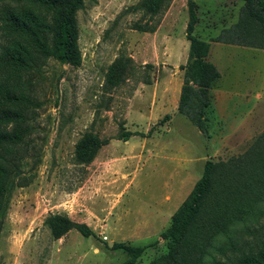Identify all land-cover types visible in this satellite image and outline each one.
Returning <instances> with one entry per match:
<instances>
[{
  "label": "rangeland",
  "instance_id": "obj_1",
  "mask_svg": "<svg viewBox=\"0 0 264 264\" xmlns=\"http://www.w3.org/2000/svg\"><path fill=\"white\" fill-rule=\"evenodd\" d=\"M141 1L85 0L77 15L81 67L52 59L38 77L34 93L41 107L32 117L24 171L32 180L10 195L0 264H124L129 256L112 249L115 244L143 249L135 264H153L167 253L162 234L203 176L205 164L242 155L264 132V119L257 118L264 115L261 108L248 117L254 103L240 113L242 120L250 118L239 133L247 136L243 141L239 134L229 139L233 135L222 131L216 114L209 145L206 135L184 117L179 120V114H168L165 121L166 115H152L154 100L174 93L178 76L168 62L182 55V45H190L189 10L188 0H171L153 18L138 8ZM196 1L201 19L196 34L207 39L236 24L243 7L232 0ZM173 45L176 52L170 50ZM240 53L236 66H247L251 80L245 86L264 97V50ZM116 63L122 73L110 83ZM251 120L260 122L259 131ZM88 133L107 144L85 165L76 160V148ZM38 157L41 163L34 168ZM55 215L86 224L96 236L86 238L73 229L59 242L46 224ZM216 261L234 264L221 255Z\"/></svg>",
  "mask_w": 264,
  "mask_h": 264
},
{
  "label": "trees",
  "instance_id": "obj_2",
  "mask_svg": "<svg viewBox=\"0 0 264 264\" xmlns=\"http://www.w3.org/2000/svg\"><path fill=\"white\" fill-rule=\"evenodd\" d=\"M170 1L142 0L138 8L154 18ZM232 1L243 3L238 22L211 40L264 50V0ZM84 2L0 0V36L4 41L0 45V234L12 191L32 180L24 171L29 166L25 157L29 154L32 117L41 107L34 93L38 77L52 59L74 68L82 65L77 15ZM188 10L190 50L187 64L180 67L184 83L178 112L208 137L214 119L212 88L221 73L208 61L210 42L196 34L201 20L196 0H188ZM119 65L111 67L110 83L120 77ZM170 118L166 115L163 121ZM106 144L98 136L86 134L77 144L76 160L91 164ZM40 163L38 157L34 168ZM263 221L264 132L242 155L205 164L203 176L162 234L167 253L153 264H209L211 260L226 264L216 261L217 255L234 264H264ZM46 224L56 240L73 229L86 238L96 236L86 224L61 215L50 217ZM112 249L126 251L129 259L124 264H135L144 252L125 244H115Z\"/></svg>",
  "mask_w": 264,
  "mask_h": 264
},
{
  "label": "crops",
  "instance_id": "obj_3",
  "mask_svg": "<svg viewBox=\"0 0 264 264\" xmlns=\"http://www.w3.org/2000/svg\"><path fill=\"white\" fill-rule=\"evenodd\" d=\"M208 29V28H206ZM204 40H207L210 42V53L208 55V61L212 64H214L219 72L221 73V78L218 81L216 85L212 88V95L214 98V114H216L217 124L222 125L221 129L225 133H231L233 136H229V139H233L236 137L237 134L240 133L241 129L246 125L247 122H249L250 118H247L245 120H242L241 118V110L244 108H247L251 103H254V111L249 113V116H255L257 111V108H261V111H264V97L262 95L254 96L250 94L252 89L245 86L249 83L250 76L247 74V66L240 65L236 66L235 63V57H241L240 51L247 48L242 47L238 45H230V44H224L220 42H215L207 38H202ZM188 40H186L187 42ZM189 42V41H188ZM190 43V42H189ZM180 49V48H179ZM173 52H176V46L173 45V48L170 49ZM182 55L180 54H174L173 57L168 62L171 66H174V72H176V76H178V80L176 81V86L174 87V93L171 95V93L165 94L164 97H162L161 100H154V111L157 110L156 113L153 112L152 115H155V117H161L168 114L177 115L179 114V120L181 117H184L183 115H180L178 112V106L181 96V90L184 83V71L180 69L181 66H184L187 64L189 59V50L190 45H182ZM188 51V52H187ZM187 52V54L185 53ZM261 75V74H260ZM264 78V76H263ZM262 78V80H263ZM167 79L163 82L166 84ZM230 85V86H228ZM264 92V91H263ZM253 96V97H252ZM158 105V107H157ZM174 109V110H173ZM259 110V111H260ZM158 113V114H157ZM157 115V116H156ZM181 116V117H180ZM257 117L258 119H264V115L260 117V113ZM187 119L186 117H184ZM175 120L172 119L171 122ZM188 120V119H187ZM190 122V120H188ZM251 123L253 122L254 125L257 128H254V131H259V128L261 124L257 120H251ZM183 124V123H182ZM213 124V121H211V126ZM251 127V128H252ZM211 130V129H210ZM252 132H249L251 134ZM202 134V133H201ZM203 135V134H202ZM204 136V135H203ZM210 136V137H209ZM208 137L204 136V140L206 144H210L208 139H211V131ZM240 138L239 140L245 138L247 136H243L239 134ZM226 139V136L224 140ZM73 231H70L67 235H65L62 239L59 240V242L64 243L66 239L69 238V236L72 234ZM75 239H79L78 235L74 236ZM96 255H99V250L94 249Z\"/></svg>",
  "mask_w": 264,
  "mask_h": 264
}]
</instances>
